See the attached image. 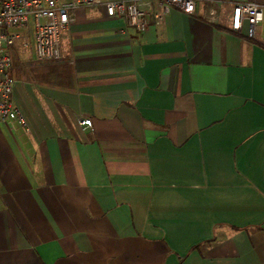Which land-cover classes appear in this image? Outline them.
<instances>
[{
    "label": "crops",
    "instance_id": "crops-1",
    "mask_svg": "<svg viewBox=\"0 0 264 264\" xmlns=\"http://www.w3.org/2000/svg\"><path fill=\"white\" fill-rule=\"evenodd\" d=\"M235 1L146 31L80 8L61 60L13 57L0 264H264V20Z\"/></svg>",
    "mask_w": 264,
    "mask_h": 264
},
{
    "label": "built area",
    "instance_id": "built-area-1",
    "mask_svg": "<svg viewBox=\"0 0 264 264\" xmlns=\"http://www.w3.org/2000/svg\"><path fill=\"white\" fill-rule=\"evenodd\" d=\"M198 4L199 0H0V123L10 129L27 124L13 100L15 78L12 73V48L24 33H31L38 60L57 61L63 58L61 33L75 20L77 9L104 6L109 15L122 17L128 26L146 31L152 26L162 28L165 15L173 6L192 14ZM263 20L264 3L234 2L233 30L241 31L246 27L248 36L255 38ZM24 45L29 47L27 41ZM81 123L92 127L91 119L81 120Z\"/></svg>",
    "mask_w": 264,
    "mask_h": 264
},
{
    "label": "rangeland",
    "instance_id": "rangeland-1",
    "mask_svg": "<svg viewBox=\"0 0 264 264\" xmlns=\"http://www.w3.org/2000/svg\"><path fill=\"white\" fill-rule=\"evenodd\" d=\"M15 29H17L16 31L21 30L19 28H15ZM25 41H27L29 43V47H25V45H24ZM33 47H34V44H33V38L31 36V33L26 32L23 34V38L19 39L17 41L16 45L13 46L12 55L15 58V55L19 56L20 54H26V53L28 54L31 51H33Z\"/></svg>",
    "mask_w": 264,
    "mask_h": 264
}]
</instances>
